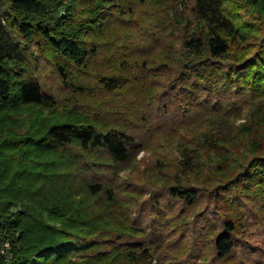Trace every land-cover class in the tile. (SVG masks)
<instances>
[{"label": "trees", "instance_id": "1", "mask_svg": "<svg viewBox=\"0 0 264 264\" xmlns=\"http://www.w3.org/2000/svg\"><path fill=\"white\" fill-rule=\"evenodd\" d=\"M236 1L264 12V0ZM117 2L0 5V109L62 105L41 79L40 57L51 62L76 108L85 103L106 116L105 123L44 118L21 135L0 131V244L9 238L12 246L9 259L0 253V264H153L145 214L133 216L138 194L119 171L144 148L140 131L174 134L206 115L216 119L199 134L203 143L250 146L238 155L245 163L229 181L230 195L264 211V36L252 40L230 0ZM159 76L165 86L156 96ZM167 98L174 102L158 103ZM248 106L241 125L225 121ZM226 126L236 135L228 136ZM182 152L179 171L202 168L196 149ZM167 194L189 205L199 198L181 174ZM238 225L237 217L223 219L217 261L235 255ZM242 254L240 264H264V249L245 244Z\"/></svg>", "mask_w": 264, "mask_h": 264}, {"label": "rangeland", "instance_id": "2", "mask_svg": "<svg viewBox=\"0 0 264 264\" xmlns=\"http://www.w3.org/2000/svg\"><path fill=\"white\" fill-rule=\"evenodd\" d=\"M67 2L68 0H64V4ZM115 2V5H119L117 0ZM0 5L4 7L5 0L1 1ZM228 5L233 10L238 23L246 27L253 41L258 35L264 36L263 11H260L257 6L249 7L236 0H230ZM141 9L142 6L137 8L138 11ZM60 10L65 15L64 8L61 7ZM32 50H28L29 53ZM36 60L40 65L41 79L58 97L62 105L56 109L20 105L0 109V131L10 130L13 134L21 135L26 133L29 127L40 124L44 118L82 120L94 118L100 123H105L106 116L98 117L97 107L90 108L84 103V106L78 109L73 105L75 97L61 86L51 62L40 57ZM31 66L33 68V63ZM157 79L156 96L162 93L165 86L161 76ZM79 99L86 101L83 96ZM103 100L109 103L111 96L104 97ZM166 100L174 102L173 99L167 98L158 103ZM152 105L153 109L157 107L155 103ZM250 109L248 106L247 109L229 116L225 121L234 127L239 126L246 121L245 117ZM171 111L174 112V110ZM160 114L162 115V112ZM203 117L186 123L179 132L174 134L162 131L151 134L147 133V130L140 131L144 148L119 171L120 180L125 184L129 183V187L138 194L134 200L136 210L133 216L140 217L143 215L140 213L143 212L145 214L144 225L147 223L149 226L146 228L147 239L152 243L155 253L152 259L153 264H240L245 244L264 249V211H261L259 205L256 206L253 201L234 200L230 195L234 190H230L233 185L229 181L238 175L245 163L238 155L244 156L250 146L225 144L215 149L203 143L204 140L199 139V134L201 131L208 130L216 119V117L212 119L211 115ZM161 121L163 119L158 122ZM235 130L233 128L228 130L226 126L228 136L236 135ZM185 147L194 148L201 154L203 160L201 169L188 173L179 171V164L184 153L182 151ZM95 154L99 158V153ZM180 174L189 184L196 187L199 198L193 205L173 199L167 194L168 186L174 183ZM155 200H159L160 203L153 206ZM225 217H237L240 246L232 259L217 261L214 250L215 235L222 230ZM140 219L143 220V216ZM0 253L7 259L12 256L9 238L1 242ZM81 259L79 255L73 258L77 262Z\"/></svg>", "mask_w": 264, "mask_h": 264}]
</instances>
